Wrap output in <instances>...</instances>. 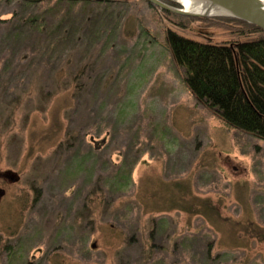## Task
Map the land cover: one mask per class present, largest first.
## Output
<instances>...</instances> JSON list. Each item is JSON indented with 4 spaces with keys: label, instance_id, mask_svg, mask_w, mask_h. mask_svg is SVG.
Listing matches in <instances>:
<instances>
[{
    "label": "rangeland",
    "instance_id": "374dc122",
    "mask_svg": "<svg viewBox=\"0 0 264 264\" xmlns=\"http://www.w3.org/2000/svg\"><path fill=\"white\" fill-rule=\"evenodd\" d=\"M180 15L0 0V264H264V139L198 102L166 41L252 35Z\"/></svg>",
    "mask_w": 264,
    "mask_h": 264
},
{
    "label": "trees",
    "instance_id": "16d2710c",
    "mask_svg": "<svg viewBox=\"0 0 264 264\" xmlns=\"http://www.w3.org/2000/svg\"><path fill=\"white\" fill-rule=\"evenodd\" d=\"M164 11L182 17L180 14ZM184 17L188 20L197 18L188 15ZM223 19L236 22L238 34L252 36L244 40L213 43L198 41L168 29L167 45L175 64L183 71L184 81L198 102L221 116L231 126L264 139V30L240 18L228 16ZM177 24L180 26V21ZM14 99L16 104L25 101L21 93ZM47 99H39L41 107H44ZM14 109H17V105ZM66 129L67 135L71 136L66 140V147L60 146L62 149L75 148L80 138L73 134L74 130H70L71 128ZM106 138L91 135V140L99 143L101 148L107 143ZM75 165L78 166L79 163L73 158L72 164L67 163L62 169L69 174ZM130 181L132 182L131 176L119 170L112 176L110 183H115L116 188H123Z\"/></svg>",
    "mask_w": 264,
    "mask_h": 264
},
{
    "label": "water",
    "instance_id": "95a60500",
    "mask_svg": "<svg viewBox=\"0 0 264 264\" xmlns=\"http://www.w3.org/2000/svg\"><path fill=\"white\" fill-rule=\"evenodd\" d=\"M165 10L184 15L208 16L221 15L231 16L246 20L264 30V0H198L203 3L200 11L189 10L177 0H148ZM167 1H174L182 5L177 7ZM2 191H0L1 195Z\"/></svg>",
    "mask_w": 264,
    "mask_h": 264
},
{
    "label": "bare ground",
    "instance_id": "6f19581e",
    "mask_svg": "<svg viewBox=\"0 0 264 264\" xmlns=\"http://www.w3.org/2000/svg\"><path fill=\"white\" fill-rule=\"evenodd\" d=\"M181 2L186 9L200 11L203 8V3L198 0H177Z\"/></svg>",
    "mask_w": 264,
    "mask_h": 264
}]
</instances>
